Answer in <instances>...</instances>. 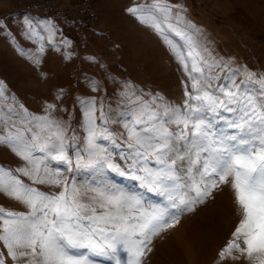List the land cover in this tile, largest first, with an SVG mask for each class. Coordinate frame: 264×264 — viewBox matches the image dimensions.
I'll use <instances>...</instances> for the list:
<instances>
[{
  "label": "snow or ice",
  "instance_id": "1",
  "mask_svg": "<svg viewBox=\"0 0 264 264\" xmlns=\"http://www.w3.org/2000/svg\"><path fill=\"white\" fill-rule=\"evenodd\" d=\"M124 11L169 45L191 81L179 107L156 94L142 99L127 87L121 92L129 108L123 145L128 170L162 201L146 205L141 196L108 185L78 186L60 169H49L48 159L72 163L66 124L53 116L57 105L46 102L43 115L22 104L17 108L16 97L6 95L0 82V100L9 101L3 107L8 119L0 116V146L18 161L15 168L0 164V195L26 209L0 207V264H91L82 253L76 255L78 250L103 256L109 264H143L154 250L155 237L174 229L182 216L224 185L234 192L242 219L218 251V264L242 258L264 264V73L232 68L215 55L201 41L199 28L185 19L180 4L151 0ZM24 24V38L36 45V53L27 54L18 44L16 48L39 65L56 29L50 21L40 27L27 17ZM6 27L0 25V32ZM8 38L16 39L12 34ZM86 80L90 91L100 90L94 79ZM75 103L83 109L88 141L87 161L78 157L76 167L116 168L106 144L100 143L121 147L102 106L91 98ZM36 184L55 191H41Z\"/></svg>",
  "mask_w": 264,
  "mask_h": 264
},
{
  "label": "rangeland",
  "instance_id": "2",
  "mask_svg": "<svg viewBox=\"0 0 264 264\" xmlns=\"http://www.w3.org/2000/svg\"><path fill=\"white\" fill-rule=\"evenodd\" d=\"M180 4L185 19L200 30L201 41L218 57L229 61L232 68L247 66L257 74L264 73V0H170ZM133 3H151V0H103L105 14L88 24L83 21L55 27L52 45L39 65L27 54L36 53V45L24 38L25 17L34 25L45 26L43 19L28 13H8L0 17V82L6 87V95L16 97V107L24 105L30 113L43 115L46 102H54L56 119L65 122L66 152L71 165L50 159L49 169H60L78 186L113 189L141 196L146 203L156 204L162 198L142 187L130 173V159H125L127 149L124 123L129 116L127 101L121 96L126 87L142 99L159 95L173 106L183 105L186 91H191V81L181 67L175 53L151 28L138 23L124 11ZM10 34L15 36L12 41ZM47 36V33H44ZM177 43H183L173 37ZM70 41L65 45L63 41ZM59 48V50H57ZM70 54V58H65ZM46 73V78L42 74ZM86 77L100 85L99 91H90ZM63 89L64 95H59ZM87 94V95H85ZM94 99L102 106L108 129L121 147H113L106 141L111 162L116 168L76 167L78 157L87 161L86 118L78 99ZM9 101L0 100V116L8 119L3 107ZM100 121H98L99 123ZM0 164L15 168L17 159L0 146ZM70 168L69 171L64 169ZM123 173V174H122ZM29 182L30 181H27ZM41 191H55L48 185L36 184ZM0 207L7 210L25 211L20 204L0 195ZM242 219L230 186H221L204 204L181 217L174 229L154 238L153 252L143 264H218L217 253L230 239ZM87 257L91 264H109L107 258L78 250L76 255ZM230 264H249L247 259Z\"/></svg>",
  "mask_w": 264,
  "mask_h": 264
},
{
  "label": "built area",
  "instance_id": "3",
  "mask_svg": "<svg viewBox=\"0 0 264 264\" xmlns=\"http://www.w3.org/2000/svg\"><path fill=\"white\" fill-rule=\"evenodd\" d=\"M25 12L39 13L45 21L61 16H84L91 23L99 19L95 0H18Z\"/></svg>",
  "mask_w": 264,
  "mask_h": 264
},
{
  "label": "crops",
  "instance_id": "4",
  "mask_svg": "<svg viewBox=\"0 0 264 264\" xmlns=\"http://www.w3.org/2000/svg\"><path fill=\"white\" fill-rule=\"evenodd\" d=\"M69 1V0H65ZM96 2V7L98 10V13L101 14L102 16L105 14V6L103 4V0H95ZM8 13H28L33 15L34 17H39L43 19V21L46 23L47 21L44 20L41 14L39 13H30V12H25L21 9V3L18 0H0V17L8 14ZM99 20V19H98ZM78 21H83L85 23L91 24L90 21L84 16H61L55 21H52V24L56 27L63 26L66 24H70L72 22H78Z\"/></svg>",
  "mask_w": 264,
  "mask_h": 264
}]
</instances>
